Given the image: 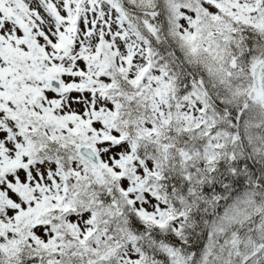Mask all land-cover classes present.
<instances>
[{
	"label": "snow or ice",
	"instance_id": "1",
	"mask_svg": "<svg viewBox=\"0 0 264 264\" xmlns=\"http://www.w3.org/2000/svg\"><path fill=\"white\" fill-rule=\"evenodd\" d=\"M0 264H264V0H0Z\"/></svg>",
	"mask_w": 264,
	"mask_h": 264
}]
</instances>
